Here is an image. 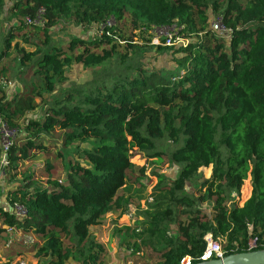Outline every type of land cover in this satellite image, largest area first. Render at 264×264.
Returning a JSON list of instances; mask_svg holds the SVG:
<instances>
[{"label": "trees", "instance_id": "1", "mask_svg": "<svg viewBox=\"0 0 264 264\" xmlns=\"http://www.w3.org/2000/svg\"><path fill=\"white\" fill-rule=\"evenodd\" d=\"M211 1L0 0V16L9 5L8 19L17 20L5 45L20 35L27 41L21 31L28 23L20 18H35L40 11L44 26H36L46 36L35 52L20 50L25 75L33 71L38 85L9 100L0 84V115L9 126L39 111L38 118H27L26 135L11 145L4 170L16 185L7 192L9 203L23 206L27 216L18 218L0 206V241L6 227L36 240L31 246L17 242L14 259L23 246L45 264H105L106 249L92 229L110 214L128 210L129 201L119 192L137 152L157 162L166 158L179 172L167 187L156 189L160 193L141 246L131 236L123 241L131 255L143 250L155 264H180L186 256L201 264L209 233L222 244L224 256L248 252L251 238L264 250V0ZM210 5L222 13L229 40L208 29ZM126 15L135 28L175 26L194 37L178 50L163 45L165 40L138 46L133 34L115 38L116 22L101 37L75 36L65 46L52 44L48 35L66 19L87 28ZM4 49L0 64L8 56ZM153 49L171 56L177 71L145 69L144 54ZM104 63L110 67L94 72L89 82L61 87L73 65ZM4 72L1 68L0 77ZM56 131L61 146L55 158L65 180L52 179V165L44 169L47 182L19 174L21 164L37 153H52L54 143L45 144L44 137L53 141ZM1 154L0 146V160ZM209 167L211 176L204 179L201 169ZM248 178L251 195L239 206ZM195 181L201 182L192 205L184 196ZM14 259L0 255V264Z\"/></svg>", "mask_w": 264, "mask_h": 264}, {"label": "rangeland", "instance_id": "2", "mask_svg": "<svg viewBox=\"0 0 264 264\" xmlns=\"http://www.w3.org/2000/svg\"><path fill=\"white\" fill-rule=\"evenodd\" d=\"M208 2L212 3L211 0H207ZM221 5H223L224 0H218ZM9 5L6 7V11L3 15L0 16V20H2V33L0 34V54L1 51L6 50L7 48L8 56L3 58L0 69L4 68L5 72L3 74V78H6V82L8 85H10L11 90L8 88L9 86L6 85L5 87V93L7 92V99H13L19 94H22L24 91H26L31 86L38 85L37 77H35L34 72L31 71L28 75H25L24 70L27 67H24L21 65V58L23 54L20 52V50H24L25 52H35L36 51V44H40L45 40L46 36L44 34V31L42 28L37 27L35 24L28 25L26 24L25 29L21 31L22 33H25L28 38L27 41H24L21 38V35L17 37L16 39L12 40L9 44V46L5 45L3 41L4 36L7 34L8 30H12V26L17 22L16 19H8V8ZM8 8V10H7ZM207 14L209 16L208 21V29L211 30L212 23L218 18L221 17L223 19V15L220 12L214 11L212 6H209V9L207 10ZM26 17L20 18L22 21H26ZM116 28L115 32L117 34V40L118 36H124V37H130L133 34L132 42L135 43L138 46L142 45H148L149 46H159L162 42V35L153 32L152 30L144 29L140 27L135 28L132 24L131 18L129 15H126L121 21H116ZM42 25L41 27H43ZM39 28V29H36ZM164 32V34H171L172 32L175 33V38H178L179 40L176 41V44L173 46L176 50L180 47L181 43L179 41H187L192 39L194 36H190L189 33L184 32L181 33L180 29L177 27H173L171 29L161 30ZM213 31V30H212ZM20 32V33H21ZM88 32V36L86 35ZM21 33V34H22ZM213 35L222 40L227 41L229 40L228 35L226 32H216L213 31ZM48 35L50 36V40L52 44L57 46H65L70 38L75 36H84V37H96V33L93 28L87 27L83 29L80 25L76 24L72 20H63L58 25L50 28L48 30ZM150 48V47H149ZM123 50V49H122ZM124 51V50H123ZM143 61H146L145 69L153 70V69H172L174 72L177 71L176 64L171 59V56H168L166 54H162L157 49H153L151 51H148L146 54H144ZM149 61V62H148ZM28 65V63H27ZM109 68L110 65L107 63H104L100 66H95L93 68H84L80 64H75L71 68L68 69L66 78L67 81L64 85L61 87L63 88H69L71 83L74 84H84L86 82H89L92 80L93 73L96 71H101L104 68ZM16 86V87H15ZM4 88V87H3ZM41 110V108L39 109ZM38 118L39 117V111L31 112L27 114V116L16 119L14 121L15 126H9L11 129H14L17 131L18 138L20 136H25L26 132L24 131V128L26 127V120L27 118ZM45 138V144L54 143L52 149V153L46 154V153H37L36 158L29 162L21 164V167L18 169L17 172L19 174L24 175H33L35 179L39 180L40 182H47L49 176L46 175L44 172V169L48 165H52L54 170L52 174V179L56 181H64L65 180V170L62 166L60 158L56 159L55 154L59 151L61 146V135L60 132L56 131L53 134V141H51L47 136ZM19 140V139H18ZM166 145L162 148V150H166ZM157 159L149 158L146 154L143 153H135L132 157V163L134 164V168L129 170L127 172V183L126 187L122 190H120L119 194H124L125 197L129 201L128 210L125 212H116L115 214L112 213L109 215L101 224L99 227H95L92 230L98 231V228L107 229L113 226L112 224L109 225L110 220H115L116 217V223H118L119 226H122L124 228H129L130 230V236L132 237V241H136L138 246H141V240L143 239L142 230H145L148 225L146 223V220L150 217V215L155 211L152 207L155 205L154 196L155 194H159V191H156V189L160 188L159 184H162L161 188H165L168 186L170 180L174 179L179 169L177 166H172L168 163L167 159L164 158L161 162H157ZM84 164V163H83ZM141 168H144L143 172H141ZM15 172V171H13ZM212 173V167L209 168H203L201 169V176L204 179H208L211 176ZM160 176L164 177V180L162 183H160ZM20 179V175L17 176ZM8 176H6V173H2L0 176V206L1 207H8L10 206L7 192L14 186V183H9ZM199 182L201 181H195L190 182L187 184L184 196V199L186 201H191L192 205H195L194 197L198 194L196 193V190L199 188ZM248 187V190L246 189ZM251 195V185H250V178H248L242 187L241 194L238 197V205L243 206L244 203L249 199ZM151 200V201H150ZM207 207V205H204ZM203 206V207H204ZM205 208V207H204ZM17 231V230H16ZM18 235L20 234V230L17 231ZM6 238L1 239L0 241V255L3 258H13L12 253L19 248L18 244H14L10 248L5 247ZM122 247L124 248L123 244ZM25 248L21 246L20 250H17L16 258L14 259L12 264H16L18 260H23L25 262H31L33 261L34 255L30 253V251L25 252ZM144 253V256H143ZM141 254V256H140ZM139 258H145V256H148V254L144 251L139 252ZM145 260V259H144ZM157 262L154 261L155 264Z\"/></svg>", "mask_w": 264, "mask_h": 264}, {"label": "built area", "instance_id": "3", "mask_svg": "<svg viewBox=\"0 0 264 264\" xmlns=\"http://www.w3.org/2000/svg\"><path fill=\"white\" fill-rule=\"evenodd\" d=\"M44 13L43 11H40L35 18H27L26 22L32 25H39L42 26L44 24ZM115 25V21L113 18H110L107 22L102 23V24H94L91 26V28L94 29L96 36L101 37L104 35L106 28H110ZM211 29L216 32H226L229 38V32L230 30L226 29L223 26V19L221 17H218L211 25ZM155 33L161 34L162 35V40H165L163 45L165 46H174L176 44V41H178V38H175V33L171 34H164L163 31L155 28H151ZM107 35H109V32H106ZM190 40L187 41H179L181 45L185 46L188 44ZM162 44V42H161ZM0 84L5 88L7 87L8 83L6 82V78L0 77ZM10 87V85H8ZM18 137L17 131L14 129H11L9 125L4 121L3 116L0 115V146L2 150L1 154V160H0V176L4 172L5 168L8 166V154L11 145L14 143L16 138ZM151 201V200H150ZM5 208V207H4ZM6 210L10 212V214L18 217V218H23L27 216V211L26 209L17 204H10V206L6 207ZM18 229L14 227H6V232H5V247L10 248L12 247L15 243L20 242L26 246H31L36 242L34 237L31 234H26L20 231V234L18 235ZM205 241H206V248L201 256V263L208 262L210 260L214 259H222L224 258V252L222 248V244L220 241L215 240L212 236V234H207L205 236ZM258 248V238H251L248 242V252L250 251H256ZM16 264H27L23 260H18ZM180 264H192V259L189 256L184 257Z\"/></svg>", "mask_w": 264, "mask_h": 264}, {"label": "crops", "instance_id": "4", "mask_svg": "<svg viewBox=\"0 0 264 264\" xmlns=\"http://www.w3.org/2000/svg\"><path fill=\"white\" fill-rule=\"evenodd\" d=\"M86 35L87 36L89 35L88 32ZM8 88L11 90V88L13 87H8ZM115 213L116 212H114V214ZM116 217H118V215L115 216V220L113 221L110 220L109 225L110 224L113 225L110 228L107 229L98 228V231L94 230V233L98 238V241L102 243L106 249V257L104 258L105 264H154L153 261L151 262L148 258H146V256L144 260L143 258H139L138 256L139 254L138 255L130 254V250H128L126 245L123 243L125 238L127 236H130V230L129 228H124L122 226H119L118 223L115 222ZM122 244L124 248L122 247ZM27 264H45V262L43 261L40 262L35 257H33V261L31 260V262L29 261Z\"/></svg>", "mask_w": 264, "mask_h": 264}, {"label": "water", "instance_id": "5", "mask_svg": "<svg viewBox=\"0 0 264 264\" xmlns=\"http://www.w3.org/2000/svg\"><path fill=\"white\" fill-rule=\"evenodd\" d=\"M201 264H264V250L242 252Z\"/></svg>", "mask_w": 264, "mask_h": 264}]
</instances>
